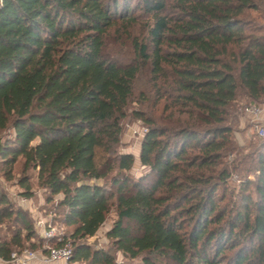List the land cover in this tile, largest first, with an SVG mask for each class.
<instances>
[{
    "label": "trees",
    "instance_id": "16d2710c",
    "mask_svg": "<svg viewBox=\"0 0 264 264\" xmlns=\"http://www.w3.org/2000/svg\"><path fill=\"white\" fill-rule=\"evenodd\" d=\"M118 1L0 0V131L14 133L0 160L10 180L23 159L71 229L36 246L0 190V229L20 227L0 237V259L69 244L80 264H117L113 251L139 264H264V138L252 164L234 160L232 171L254 174L237 191L224 161L240 110L264 104V29L251 19L264 21V0H139L145 38L126 63L105 52L115 23L135 19ZM141 75L158 116L145 99L129 108ZM130 116L146 127L137 180L126 174L133 155L117 152ZM19 185L30 197L29 180ZM112 207L111 249H95L85 241Z\"/></svg>",
    "mask_w": 264,
    "mask_h": 264
},
{
    "label": "rangeland",
    "instance_id": "374dc122",
    "mask_svg": "<svg viewBox=\"0 0 264 264\" xmlns=\"http://www.w3.org/2000/svg\"><path fill=\"white\" fill-rule=\"evenodd\" d=\"M105 1L108 4H111L113 0ZM118 2V12L121 13L123 11L122 7L127 8L128 16L135 19L129 23L126 21L128 20L127 17L124 20H118L115 23V25L107 33L105 52H108L109 55L119 59L121 62L126 63L129 57H131V52H133V39L140 41L145 38V23H147L148 20L146 17L141 15V11L138 10L139 0H119ZM251 17V19L255 20L258 26H261L264 29V21L258 17L257 13L252 12ZM147 80L148 78L144 77V75L139 76L137 79L135 83V95L133 101L129 104V108L130 110H142V106H140L138 101H143L145 99V101H147L145 105L148 106V111L152 112L154 116H158L159 106L154 105L155 99L153 95L150 94L151 88ZM242 104H245V101H242ZM145 129L146 127L141 121L136 120L132 116L128 117L124 122L123 135L120 145L117 148L118 153L133 155V167L129 172H126V174L135 180L147 173V169L142 167L139 162L140 146ZM13 136V130L10 128L5 131H0V143L4 142L6 139L13 138ZM233 138L237 147L236 152L229 154L224 161L225 165L228 166L231 171V176L228 180V187L230 190L237 191L240 182L243 180L242 176H247L248 180L253 181L254 174H249L246 170L244 171V166L232 171V166L235 165L236 167V163L233 162L239 157V159L244 158L247 162H249V164H252L253 150H255V148L257 149V146L261 141V139L256 135V129L250 123V120L244 115L242 109L239 112L236 124L233 125ZM23 161V159L18 160L17 164L11 170L12 177L8 180L5 176L8 168L0 160V190L7 196L8 200L15 208L20 209L28 217L36 235V238L33 241L36 246L39 245L41 241L39 232L36 228V224L38 222H43L46 228L53 229L54 238L52 240L60 241L70 234L71 229L62 224L60 215L61 210L57 209L55 205L57 198H55L52 203H49L46 200V193L38 186L35 172H22ZM22 178L29 180L31 195L28 198L22 195L24 189L19 185V181ZM97 184L101 185L102 181H98ZM250 192L253 195V189H251ZM115 221L116 213L115 209L112 207L105 223L98 230L95 237L87 239L85 242L95 249H111V242L107 239L106 234L111 229ZM18 229H20V227L15 224H6L2 227V229H0V237L9 239L11 234ZM113 253L117 264L140 263L139 260L132 261L125 259L119 252L113 251ZM71 264L80 263L71 262Z\"/></svg>",
    "mask_w": 264,
    "mask_h": 264
},
{
    "label": "built area",
    "instance_id": "2783aa9c",
    "mask_svg": "<svg viewBox=\"0 0 264 264\" xmlns=\"http://www.w3.org/2000/svg\"><path fill=\"white\" fill-rule=\"evenodd\" d=\"M244 115L250 120V123L256 129L258 138H264V104L256 105L249 104L242 109ZM146 133V129L144 134ZM40 239L47 242L54 238V230L46 228L43 222L36 224ZM47 250L45 254L23 248L18 251H11L7 260L0 259V264H33L35 262L40 264H71L72 248L69 244L61 247H49L47 244L44 247Z\"/></svg>",
    "mask_w": 264,
    "mask_h": 264
},
{
    "label": "crops",
    "instance_id": "0c3cea01",
    "mask_svg": "<svg viewBox=\"0 0 264 264\" xmlns=\"http://www.w3.org/2000/svg\"><path fill=\"white\" fill-rule=\"evenodd\" d=\"M33 264H40V263L35 262V263H33Z\"/></svg>",
    "mask_w": 264,
    "mask_h": 264
}]
</instances>
